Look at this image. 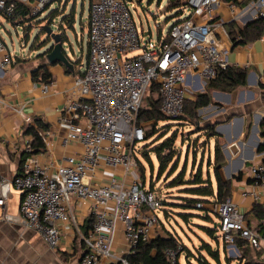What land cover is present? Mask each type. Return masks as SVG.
Segmentation results:
<instances>
[{"label":"built area","instance_id":"built-area-1","mask_svg":"<svg viewBox=\"0 0 264 264\" xmlns=\"http://www.w3.org/2000/svg\"><path fill=\"white\" fill-rule=\"evenodd\" d=\"M53 1L23 3L30 16L44 18ZM127 1L140 0L88 2L87 63L74 78L77 97L59 113V121L66 128L63 143L74 142L81 150L42 163L28 138L20 171L13 179L0 178V206L10 186L21 192L23 225L35 231L50 249L61 244V225L75 223L74 205L87 208L92 222L84 233L79 232L85 250L78 264H130L128 256L140 241L150 240L160 224L156 210L162 207L163 197L145 188L144 181L135 174L136 145L144 142L149 124L139 119L147 89L151 92L152 84L157 85L153 92L159 98L160 112L169 118L178 117L189 94L230 66L226 44L229 33L219 15L221 8L229 11L240 28L248 20L264 18V0H251L242 7L239 4L243 0H186L189 14L175 20L167 35L159 36L157 44L148 47L141 44ZM17 4L0 0V13L20 25L22 18L15 13ZM60 20L55 17L49 25L57 30ZM134 51L138 54H127ZM13 58L0 39V71ZM2 106L0 99V109ZM106 168L111 169L110 174L103 178ZM246 175L250 184L241 194L258 202L264 191V159L252 162ZM214 210L215 227L231 254L237 251V238L245 239L252 247L264 242V233L246 224L231 196L217 203ZM120 232L124 246L116 244ZM167 252L174 257L173 251Z\"/></svg>","mask_w":264,"mask_h":264},{"label":"crops","instance_id":"crops-1","mask_svg":"<svg viewBox=\"0 0 264 264\" xmlns=\"http://www.w3.org/2000/svg\"><path fill=\"white\" fill-rule=\"evenodd\" d=\"M14 1L25 5L23 0ZM60 1L55 0L48 7L59 4ZM250 1L243 0L239 5L245 6ZM87 6L86 15L81 13L80 19L82 22V18H85L86 32L85 36L82 31L80 32V40L76 36L79 43L77 49L73 47L72 39L69 37L67 58L72 68L60 62L50 63L47 60L46 54L51 43L49 41L36 49L31 48L28 52L20 51L18 55L17 49L13 48V62L0 71V99L3 101L0 109V178L13 179L20 171L24 142L28 138L31 139V135L26 134L25 130L28 124L35 125V119L41 120L48 127L42 133L43 147L36 153L42 163H50L51 158L56 161L66 154L81 150L74 142L63 143L66 128L59 121V113L70 99L77 97L74 78L82 73L87 63L89 5ZM219 15L223 26L224 24L229 26L226 43L229 48V64L246 68V84L231 91L210 89L211 103L198 108L200 120L196 123V128H199L198 123L200 127L211 123L220 124L218 130L215 126L218 137H211L207 142L211 150L210 157H213L212 147L214 150V144L218 141L225 164H229L227 168L229 178L243 172L239 179L232 180L230 196L243 213L246 224L258 229L257 225L260 222L253 216L251 210L254 203L264 205V191L258 202L242 196L241 192L250 184L246 175L248 166L254 161L264 159V152H257L259 144L263 143L259 135V124L264 118V35L242 43L238 36L231 34L239 26L236 21L231 20L229 11L223 7ZM49 23L47 20L41 25ZM74 27L75 22L73 29ZM0 39L6 45L1 35ZM24 43L25 40L20 38L19 47L23 48ZM6 47L10 52L8 45ZM44 84L48 85L47 89L44 88ZM205 90L206 85L197 91ZM196 94H189L187 100H193ZM197 136L201 140H207L203 131L197 132ZM110 170L105 169L103 178L110 174ZM221 174L228 179L223 173V168ZM20 200L21 192L10 186L0 206V264H78L85 250L79 232L84 233L92 222L87 208L80 204L74 205L75 223L70 221L61 225V244L57 249H50L35 231L23 225L19 211ZM153 234H156L155 230ZM116 244L124 246L121 232ZM257 248L260 249V260L257 262L264 264V242L262 241Z\"/></svg>","mask_w":264,"mask_h":264},{"label":"rangeland","instance_id":"rangeland-1","mask_svg":"<svg viewBox=\"0 0 264 264\" xmlns=\"http://www.w3.org/2000/svg\"><path fill=\"white\" fill-rule=\"evenodd\" d=\"M183 1L184 0H181V3ZM87 4L88 0H61L59 4L56 3L49 8V11L58 8L59 15L56 18L71 14L73 15L75 27L74 29L68 30V36L72 39V45L75 49L79 46L76 36L77 39L79 37L80 40L81 31L85 36V18H82V22H80V19L81 13L86 15L85 13L88 8ZM127 6L132 13L141 44L148 47L155 46L158 37H165L169 27L175 20L183 19L190 12V8L186 5L170 7L169 0L127 1ZM43 26L44 25L41 24L32 26L28 31V40L25 41V45L23 44V48H20L19 40L23 35V28L20 25L13 24L11 20L5 18L0 13V35L5 40L6 45H8L12 54H14L13 48L17 49L16 55H18L20 51L28 52L31 48L36 49L43 44L48 43L50 38L46 36ZM224 27L229 31V26L227 24H224ZM53 29L55 30L54 27ZM16 30L18 31V34L16 33ZM145 32H148L149 34L144 35ZM33 43L34 46H32ZM127 54H138V51L129 52ZM199 92L200 91H196L195 93ZM155 97L156 93L153 92V90L149 92V89H147L142 99V106H146L147 101ZM199 120L200 116L198 115V112H196L195 117H192L185 109L180 120L168 117L167 120L159 121L156 124V127H153V122L149 123L146 126V129H149L150 131L155 129V134L148 139V141L136 145L135 153L138 159V165L135 169V174L144 181L145 188L155 190L163 197V199L167 197V200L171 202L170 205H172V207H166V209L170 210L169 216L167 217L164 216L165 208L161 207L156 210L160 224L155 229V232L162 233V227L169 232L173 231L180 237L183 245L185 244L193 254H196L197 248L201 245V239H203L210 243L212 248H218L220 253V264H251L260 260V249L250 248L247 244L240 246V243L238 242L237 251H233L234 254H231L229 248L221 242L219 232H215V236L218 240L217 238L212 240L202 228V226L210 225L215 229L214 224L211 225L209 222L204 221L199 214L189 217L186 222L180 217L179 213L183 212L205 213V210L194 211L191 209H182L184 208V200L182 197L186 195L181 192V189L184 186L173 188L167 186L172 178L181 172L183 166L185 169L184 179H191V174H194L197 171V168L201 166L203 176L205 177L206 173L209 171L212 184L215 187L212 165L209 164V162H213V157H210V146L207 145V140H201V138L197 136V132L201 129L200 123H198L199 128H196V123ZM167 137H170L172 142H174V155L171 163H169L165 171L159 175V162L155 153L151 149L154 145ZM165 153H167V151ZM171 169H175L172 174H170ZM214 218L215 214L211 216L213 221ZM215 220L217 221V218H215ZM202 254L205 255L212 264H215L205 251H202ZM179 261L181 264H187L183 253L180 255ZM191 262L198 264L192 258Z\"/></svg>","mask_w":264,"mask_h":264},{"label":"trees","instance_id":"trees-1","mask_svg":"<svg viewBox=\"0 0 264 264\" xmlns=\"http://www.w3.org/2000/svg\"><path fill=\"white\" fill-rule=\"evenodd\" d=\"M170 7H180L181 5H186V0L181 3V0H169ZM187 6V5H186ZM49 10V7H47ZM16 14H20L22 18L20 25L24 27L22 39L28 40V31L32 26L40 25L47 19L51 21L53 18L59 15L58 8H55L49 11L44 18L32 17L29 15V9L27 6L19 3L15 9ZM14 24L13 19H9ZM179 20V19H178ZM74 19L73 15L61 17L58 26L60 28L68 27L73 29ZM16 25V24H15ZM231 32V31H230ZM234 33L236 36H239V41L244 43L247 41H252L260 38L264 35V18L254 19L243 27H237L231 34ZM34 46V43L32 44ZM35 75V73H34ZM47 76V75H46ZM247 71L244 67L237 66H228L225 70H222L218 76L209 80L206 84L205 92H199L195 95L193 100H185L184 108L181 115L176 117L177 120H180V117L183 115L185 109L190 114V116L195 117L198 108L207 106L211 103L209 90L210 89H219L223 91H231L235 87L243 86L246 84ZM157 85L152 84L151 91H155ZM188 104V105H187ZM139 119L141 121L152 123L153 127H156V124L159 121L167 120L168 117L162 114L159 110V98L156 96L153 99L147 101L146 106H142L139 113ZM34 124H28L25 130L26 134L31 135V147L34 153L41 151L43 147V135L42 133L47 130V125L39 119L34 120ZM216 123L207 124L206 126L201 127L198 131H203L206 136L207 142L211 137H218V134L215 132ZM259 135L263 140V143L259 144L257 152H264V118L259 124ZM155 134V129L150 131L149 129L145 130V140L148 141ZM172 139L169 137L164 138L158 144L152 147V151L155 153V156L159 162V175L165 171L168 164L171 163L173 158V145ZM167 151V153H165ZM145 154V153H144ZM26 152L22 153L21 161L24 160ZM210 160V159H209ZM209 164L212 165L213 169V179L215 181V187L212 184V180L209 174V171L206 173L205 177L203 176L201 166L197 168V171L194 174H191V179H184V166L181 172H179L172 180L167 184L168 187L173 188L177 186H184L181 189L182 193L186 195L182 197L184 200V208L182 209H191L194 211L205 210L204 214L192 213V212H183L179 213L180 217L186 222L189 217L198 215L206 222H209L211 225L217 224L215 218L217 214L214 210V207L217 203L224 201L227 197L231 195L232 190V180L239 179L242 176L243 172L225 179L221 174V169L225 165V159L221 152L220 143L218 141L214 144L213 150V162ZM175 169L170 170V174L174 172ZM170 201L167 200V197L163 199L162 207L165 208L164 216H169L170 210L166 209L172 207ZM197 204H201L200 207H197ZM208 206V207H207ZM215 214L214 221L211 219V216ZM253 216L258 219V229L250 227L252 230L258 233H264V205L254 203L252 210ZM162 225V224H161ZM163 228L162 233H156L153 238L148 241H140L135 249V252L128 256L130 264H181L179 261L180 255L183 253L185 255V260L187 264H194L191 262V258L194 259L198 264H212L209 259L202 254V251H205L208 257L215 262V264H220V253L218 248H212L211 244L201 239V245L197 248L196 254L191 253L190 249L180 240V237L176 235L173 231L169 232ZM203 230L208 237L212 240L217 238L215 232H218V229L215 227L212 228L209 226H202ZM218 240V238H217ZM240 244H239V243ZM237 244L242 246L247 244L250 248L252 247L248 242L243 238H237ZM167 250L174 252V257L171 258ZM251 264H261L259 262H253Z\"/></svg>","mask_w":264,"mask_h":264},{"label":"water","instance_id":"water-1","mask_svg":"<svg viewBox=\"0 0 264 264\" xmlns=\"http://www.w3.org/2000/svg\"><path fill=\"white\" fill-rule=\"evenodd\" d=\"M251 20H248L250 22ZM45 34L48 38H50V47L48 48V52L46 54V58L50 63H56L60 62L66 67L72 68V64L68 60V52H69V44L70 39L68 36V30L70 28L63 27L54 30L52 26L44 25ZM145 35L147 32L144 33ZM68 51V52H67ZM220 124L216 125V129L218 130ZM228 163L225 164L223 168V173L226 175V177L229 178V173L227 172Z\"/></svg>","mask_w":264,"mask_h":264}]
</instances>
